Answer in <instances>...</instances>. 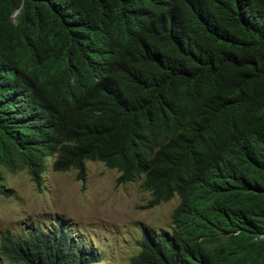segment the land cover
Segmentation results:
<instances>
[{
	"label": "trees",
	"instance_id": "trees-1",
	"mask_svg": "<svg viewBox=\"0 0 264 264\" xmlns=\"http://www.w3.org/2000/svg\"><path fill=\"white\" fill-rule=\"evenodd\" d=\"M49 161L178 197L128 264H264V0H0V195ZM86 249L36 223L0 264H103Z\"/></svg>",
	"mask_w": 264,
	"mask_h": 264
},
{
	"label": "rangeland",
	"instance_id": "rangeland-1",
	"mask_svg": "<svg viewBox=\"0 0 264 264\" xmlns=\"http://www.w3.org/2000/svg\"><path fill=\"white\" fill-rule=\"evenodd\" d=\"M86 168L82 182L76 170L54 171L49 162L38 188L26 167H2V183L12 195H0V236L22 233L36 223L46 229L58 222L103 264H128L145 229L170 230L177 196L145 207L150 194L140 179L118 185L116 169L98 161H87Z\"/></svg>",
	"mask_w": 264,
	"mask_h": 264
},
{
	"label": "clouds",
	"instance_id": "clouds-1",
	"mask_svg": "<svg viewBox=\"0 0 264 264\" xmlns=\"http://www.w3.org/2000/svg\"><path fill=\"white\" fill-rule=\"evenodd\" d=\"M17 13V11L14 13V15ZM50 162V161H49ZM259 238H263L264 237V234H260L259 236H258Z\"/></svg>",
	"mask_w": 264,
	"mask_h": 264
}]
</instances>
